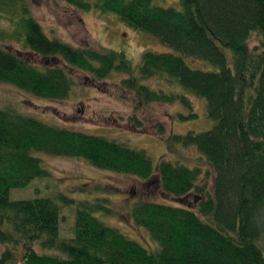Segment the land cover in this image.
Wrapping results in <instances>:
<instances>
[{"label": "trees", "instance_id": "16d2710c", "mask_svg": "<svg viewBox=\"0 0 264 264\" xmlns=\"http://www.w3.org/2000/svg\"><path fill=\"white\" fill-rule=\"evenodd\" d=\"M65 1L81 11L94 7L101 14L114 13L123 25L175 53L144 50L135 70L122 51L49 39L25 0H0L1 13L16 10L15 28L0 37L41 58L64 61L95 80L121 73L119 84L132 91L137 106L180 102L192 108L186 95L145 85L142 80L148 78L203 98L213 126L172 133L166 142L167 149L196 147L211 168L213 183L208 188L211 173L199 165L163 158L155 168L143 149L0 108V243L21 245L23 264H264V0H178L180 9L152 0ZM253 34L258 44L251 47ZM16 50L0 43V83L43 99L69 96L74 80L65 68H40ZM186 58L213 68H192ZM36 152L81 157L97 169L142 181L156 178L159 190L179 204L137 200L130 214L157 249L150 251L102 223L93 213L109 209L99 200L75 202L59 195L75 208L72 236L61 238L60 207L52 198L9 199L11 189L48 176ZM191 194L194 210L181 202ZM35 244L49 252H38ZM12 259L11 251L0 252V264Z\"/></svg>", "mask_w": 264, "mask_h": 264}, {"label": "rangeland", "instance_id": "374dc122", "mask_svg": "<svg viewBox=\"0 0 264 264\" xmlns=\"http://www.w3.org/2000/svg\"><path fill=\"white\" fill-rule=\"evenodd\" d=\"M152 1L154 5L165 8L167 6L181 8L178 0ZM25 4L49 39L66 41L75 47L89 45L122 51L129 57L135 70L140 54L144 50L175 53L170 47L156 42L147 34L133 31L127 25H123L114 13L101 14L94 7L81 11L67 4L65 0H25ZM5 12H0V36L2 32L9 33L15 28L12 15H16V10ZM0 43L14 51L21 50L23 55L40 68L45 65H59L65 68L74 80L69 96L63 100L39 98L13 84L1 82L0 108L14 109L52 126L101 135L122 142L130 148L143 149L153 160L155 168L163 158L172 163L180 161L189 166L199 165L203 171L206 169L210 171L208 188L211 187L213 173L207 162L198 157L196 147L174 144L167 149L166 142L172 133L204 132L213 126L214 122L206 115L203 98L187 93L179 85H166L148 78L142 80L145 85L153 89L162 88L167 93L186 95L192 108L180 102L171 104L151 102L148 105L137 106L132 91L125 90L119 84L123 75L117 71L111 73L106 80H95L87 72L71 68L64 61L56 58L45 59L30 53L21 43L10 38L0 37ZM256 44L257 35L253 34L250 46ZM226 51L230 57L231 52ZM185 61L195 69L213 68L212 65L199 60L186 58ZM192 112L195 116L189 117ZM135 119L139 123H136ZM159 126L164 129L162 135L159 134ZM36 155L40 158L41 166L47 170L48 176L33 179L26 187L11 189L9 199L52 198L60 207L61 238L72 236L75 208L72 204L70 206L64 204L59 195L71 198L75 202L99 200L109 209V212L102 210L93 213L102 223L117 228L120 233L150 251L157 249L158 244L151 240L146 228L134 224L130 214L131 207L137 200H152L172 206L179 204L159 190L156 178L142 181L133 175L97 169L81 157L53 156L40 152H36ZM191 201L192 194L181 202L188 203L194 210V202ZM34 248L38 252H49L40 250L36 244ZM4 250L13 253V259L9 264H23L22 256L25 251L21 245L0 243V252Z\"/></svg>", "mask_w": 264, "mask_h": 264}]
</instances>
